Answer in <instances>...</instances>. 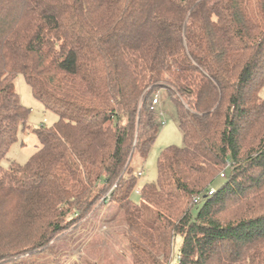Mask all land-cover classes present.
Instances as JSON below:
<instances>
[{
	"label": "trees",
	"instance_id": "trees-1",
	"mask_svg": "<svg viewBox=\"0 0 264 264\" xmlns=\"http://www.w3.org/2000/svg\"><path fill=\"white\" fill-rule=\"evenodd\" d=\"M20 75L53 126L28 125ZM163 89L185 146L136 203ZM263 89L264 0H0V264L110 201L134 264H264ZM20 131L41 146L5 166Z\"/></svg>",
	"mask_w": 264,
	"mask_h": 264
},
{
	"label": "rangeland",
	"instance_id": "rangeland-1",
	"mask_svg": "<svg viewBox=\"0 0 264 264\" xmlns=\"http://www.w3.org/2000/svg\"><path fill=\"white\" fill-rule=\"evenodd\" d=\"M15 85L22 104L30 109V127H51L58 121V116L45 109L34 97L32 88L22 75L17 77ZM157 95L160 104L154 109V115L161 124L160 134L149 155L144 158L136 153L131 163L135 174L139 175L137 188L131 195L136 203L141 201L139 189L145 183L157 181L161 153L171 147L185 146L177 111L168 90L163 89ZM261 98L264 100V89ZM40 146L36 134L20 131L3 164L7 166L10 162H16L24 166ZM222 182L218 180L214 187H220ZM126 235L127 227L119 205L111 201L107 204L101 202L82 222L59 235L46 249L28 253L7 264H134Z\"/></svg>",
	"mask_w": 264,
	"mask_h": 264
},
{
	"label": "built area",
	"instance_id": "built-area-1",
	"mask_svg": "<svg viewBox=\"0 0 264 264\" xmlns=\"http://www.w3.org/2000/svg\"><path fill=\"white\" fill-rule=\"evenodd\" d=\"M159 104H160V99H159V96L156 95L155 98H154V100H153V102H152L151 110L155 109ZM163 123H165V122H163ZM221 176L224 177V176H225V173H222ZM215 193H216L215 188H212V189L208 192L207 196H198V197H195V198H194V203H195L196 205H200V204L203 202L204 199H206L208 196H209V197H210V196H213Z\"/></svg>",
	"mask_w": 264,
	"mask_h": 264
}]
</instances>
